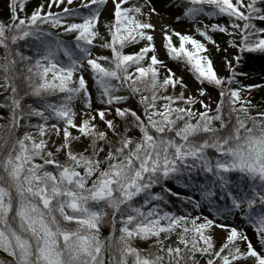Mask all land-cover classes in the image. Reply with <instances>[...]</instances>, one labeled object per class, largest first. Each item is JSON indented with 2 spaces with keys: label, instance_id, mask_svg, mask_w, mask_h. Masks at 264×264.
Listing matches in <instances>:
<instances>
[{
  "label": "snow or ice",
  "instance_id": "6c2138e0",
  "mask_svg": "<svg viewBox=\"0 0 264 264\" xmlns=\"http://www.w3.org/2000/svg\"><path fill=\"white\" fill-rule=\"evenodd\" d=\"M167 2L161 47L199 88L161 58L154 0H41L30 14V0H6L0 252L9 259L0 264H199L197 254L207 264H264V111L249 114L264 83L240 79L251 78L243 69L252 54L264 56V0ZM102 17L110 41L97 45ZM212 34L240 38L221 48ZM208 45L224 56L226 78ZM25 96L35 106L25 107ZM105 224L112 234L101 239ZM173 235L175 246L166 243ZM136 240L154 241V250Z\"/></svg>",
  "mask_w": 264,
  "mask_h": 264
},
{
  "label": "rangeland",
  "instance_id": "374dc122",
  "mask_svg": "<svg viewBox=\"0 0 264 264\" xmlns=\"http://www.w3.org/2000/svg\"><path fill=\"white\" fill-rule=\"evenodd\" d=\"M41 0H30V3L27 5V13L30 14L32 10H34V8L38 5V3H40ZM142 2V0H141ZM154 5L156 7V11L158 13H160V15H153L150 19V22L155 26V32H156V46L160 49V55L161 58L164 59L169 66L172 68V70L174 72H176L177 76H180L184 82L191 88H199V84L198 82L188 73L185 72V70L180 67L177 66L176 64H174L171 60H168L166 58V55L164 53V49L161 47L160 41L162 39V27L164 26L162 21L167 22L169 16L171 15L169 13V7L170 5L168 4L167 0H154ZM150 11L149 8H145L144 12H145V19H147V14ZM20 15L23 17L25 15V13H20ZM107 19L106 17H102L100 24L98 25L99 27V31H100V36L104 35V32L106 31V28H104V23H106ZM0 22H4L7 23L8 21V12L6 9V0H0ZM223 22V21H222ZM260 24L261 27H264V22H258ZM242 26V25H241ZM176 31L181 32V33H186V34H190V35H194V38H196L197 40L202 41V38L199 37L198 35H195V33L190 32L187 26H181V25H177L175 28ZM213 39L217 41V43L220 45L221 48H225L227 47V40L228 39H236L238 41V39L240 38L239 35H237L236 37H227L224 36L223 34H212ZM99 38V37H98ZM97 38V39H98ZM203 42V41H202ZM94 43L96 44V42L94 41ZM206 43V42H205ZM209 48H212V59L214 62V66L215 69L218 73V75L220 77L226 78L229 74V70L227 68V64L224 61V56L221 55L220 53H217L214 50V46L212 45H208ZM95 51L98 53L97 48L95 49ZM231 51V50H230ZM250 65L252 64V68L250 71V75L251 78H245V77H240L241 82L246 86V85H251V84H257V83H264V56L261 55H257V54H252L251 58L248 60V62ZM244 71L248 72L247 69H245ZM209 91L212 94V97L214 100L218 99V91L215 89H212L211 87H209ZM190 94H195L198 95V93H190V92H186V95H190ZM244 95H247V93H244ZM253 95L256 96V101H254V103H257V106L252 108L250 111V115L253 116H258V114L261 111H264V101H260V97L264 96V93H262L259 89H254L253 90ZM204 99H207V97H205ZM52 102H56L52 101ZM97 107L99 105H96ZM213 109L215 107V105L213 104ZM196 109H200L199 104H197L195 106ZM77 109L78 110H82V105L79 104V102H77ZM202 110V109H200ZM33 119V124L38 123L39 121L37 120V118H32ZM76 122L79 123L80 122V117L78 116L76 119ZM52 123V122H50ZM218 125V123L216 124V126ZM33 131H36L35 129H32ZM73 134L77 135L78 133L75 132V130L73 129ZM37 138H38V134H37ZM53 142L55 143V145L58 147L60 143H62V133L60 137H56L53 136L52 138ZM86 147V144H80L79 142H74V150L78 151V152H82L84 151V148ZM49 150H54L50 147ZM172 187L181 192H183V189H177L178 187L175 185V183H173ZM198 195V194H196ZM247 227V225H243L242 224V229ZM217 232H222V229H217ZM248 235L252 236L253 232L250 228H248ZM216 247L215 250H219V247L221 246V240L219 237H217L216 239ZM242 250H244L243 245L241 246ZM241 264H243V262H241Z\"/></svg>",
  "mask_w": 264,
  "mask_h": 264
},
{
  "label": "trees",
  "instance_id": "16d2710c",
  "mask_svg": "<svg viewBox=\"0 0 264 264\" xmlns=\"http://www.w3.org/2000/svg\"><path fill=\"white\" fill-rule=\"evenodd\" d=\"M107 22V21H106ZM100 37H102L103 39H101ZM95 42L97 45L101 44V43H104L106 41H110V36L108 35V32H107V29L106 31L104 32V35L103 36H100ZM64 39L68 40V41H71L72 40V37H64ZM239 41V39H238ZM139 50V45L137 46H133V47H128L126 49H124V52L125 54H130V53H134L136 51ZM2 51V50H0ZM97 51L99 54H102V55H105V56H109L111 55L110 53V50H107V49H101V48H97ZM164 53L166 55V58H167V54H166V51L164 50ZM168 59V58H167ZM169 60V59H168ZM174 64H176L177 66H180L182 67L185 72L188 74H190L193 78L194 76L192 75V73L182 64H177L176 62L172 61ZM101 63H104L103 61ZM195 79V78H194ZM21 87L23 88L24 86L21 85ZM49 101L52 102V101H55L57 100L56 97H48ZM4 102V95H0V103H3ZM25 107H27V105L29 104H33L35 106V103H36V98L34 97H31V96H25L24 98V101H23ZM54 103V102H52ZM9 116H10V110L7 109V108H3V107H0V126H6L7 124L10 123L9 121ZM33 119H31L29 121V123L33 124ZM219 125H217L218 127ZM29 131H33L32 129H28ZM23 131L24 129H21L19 131V134H23ZM34 133L36 131H33ZM58 159H60L61 161H63L64 159V156L63 154L59 155L58 156ZM106 167V166H105ZM198 180L201 179V177H198L197 178ZM178 188L177 189H181L179 187V185L175 184ZM183 192H185V190L183 189ZM110 212V210H109ZM110 215L108 217V219L110 220ZM74 226V225H73ZM112 234L111 232V228L108 224H105L101 227V232H100V236H101V239H106L108 238L110 235ZM118 235V233H117ZM177 240V237L175 235H173L168 241H166V243L168 244H172L173 246H175V242ZM154 243V241H141V240H136L133 242L134 246L137 247L138 249H140L141 251H143L144 253H147L149 250H154V249H150V244ZM9 259L6 254L0 252V262L4 261V260H7ZM107 259V257H106ZM196 260L199 261V264H207V256H204V257H201L199 254L196 255L195 257ZM131 264V262H130Z\"/></svg>",
  "mask_w": 264,
  "mask_h": 264
},
{
  "label": "bare ground",
  "instance_id": "6f19581e",
  "mask_svg": "<svg viewBox=\"0 0 264 264\" xmlns=\"http://www.w3.org/2000/svg\"><path fill=\"white\" fill-rule=\"evenodd\" d=\"M252 67V64L250 65L249 63H247L246 68H244L243 70L247 69L248 73H250Z\"/></svg>",
  "mask_w": 264,
  "mask_h": 264
}]
</instances>
